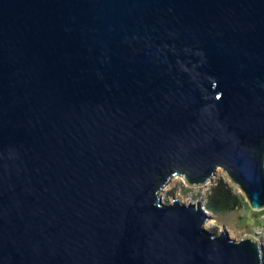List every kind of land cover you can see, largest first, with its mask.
I'll use <instances>...</instances> for the list:
<instances>
[{"label": "water", "instance_id": "95a60500", "mask_svg": "<svg viewBox=\"0 0 264 264\" xmlns=\"http://www.w3.org/2000/svg\"><path fill=\"white\" fill-rule=\"evenodd\" d=\"M221 168L264 207V0H0V264H263L162 199Z\"/></svg>", "mask_w": 264, "mask_h": 264}, {"label": "rangeland", "instance_id": "374dc122", "mask_svg": "<svg viewBox=\"0 0 264 264\" xmlns=\"http://www.w3.org/2000/svg\"><path fill=\"white\" fill-rule=\"evenodd\" d=\"M218 177L227 178L236 190L243 195L244 201L234 209L218 213L206 208L209 218L205 225L216 231L225 227L229 234L235 238L247 235L254 236L261 240L264 246V209L252 208L240 187L231 181L223 168L215 172L212 179L196 185L188 183L182 175H173L160 191V194L164 201H172L174 197H179L185 202L200 203L204 207L206 193Z\"/></svg>", "mask_w": 264, "mask_h": 264}, {"label": "trees", "instance_id": "16d2710c", "mask_svg": "<svg viewBox=\"0 0 264 264\" xmlns=\"http://www.w3.org/2000/svg\"><path fill=\"white\" fill-rule=\"evenodd\" d=\"M243 201V195L236 190L227 178L218 177L206 193L204 207L218 213L234 209L241 205Z\"/></svg>", "mask_w": 264, "mask_h": 264}]
</instances>
